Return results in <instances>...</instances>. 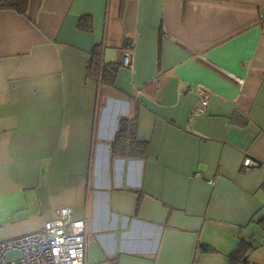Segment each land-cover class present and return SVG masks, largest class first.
<instances>
[{"label": "crops", "instance_id": "obj_1", "mask_svg": "<svg viewBox=\"0 0 264 264\" xmlns=\"http://www.w3.org/2000/svg\"><path fill=\"white\" fill-rule=\"evenodd\" d=\"M133 115L145 155L111 156ZM263 182L264 0L0 8V240L67 206L86 264H227L240 240L243 264H264Z\"/></svg>", "mask_w": 264, "mask_h": 264}, {"label": "built area", "instance_id": "obj_2", "mask_svg": "<svg viewBox=\"0 0 264 264\" xmlns=\"http://www.w3.org/2000/svg\"><path fill=\"white\" fill-rule=\"evenodd\" d=\"M129 55L122 53L124 66H130ZM198 93L194 114H200L207 102V92L198 90ZM241 164L254 167L258 162L244 156ZM85 231V216L73 218L69 207L55 208L53 217L35 230L0 240V264H86ZM8 252L13 256L6 258Z\"/></svg>", "mask_w": 264, "mask_h": 264}, {"label": "trees", "instance_id": "obj_3", "mask_svg": "<svg viewBox=\"0 0 264 264\" xmlns=\"http://www.w3.org/2000/svg\"><path fill=\"white\" fill-rule=\"evenodd\" d=\"M27 6V0H0V8H10L16 11L19 14H24ZM86 17H82L77 25L78 27L88 28L90 27L88 19L85 20L84 24L81 20ZM90 61L98 66V51L94 50L92 55L90 56ZM108 70V76L110 77L108 80L110 83H113L114 76L116 75V71L120 65L115 62L106 63ZM89 67V65H88ZM92 67L91 71L88 72L92 75L98 72L97 68L95 70ZM103 65L100 66V78L102 77ZM107 80V81H108ZM134 124H135V116H121L117 120L116 130L109 142V153L111 156L121 155L127 157L141 158L145 155L146 144L145 142L137 141L134 137ZM262 189H264V182L262 183ZM247 243L243 240L238 241L234 250H232L227 255V264H243L245 263V252L247 249ZM199 249L201 251H212L213 248L207 244H199Z\"/></svg>", "mask_w": 264, "mask_h": 264}, {"label": "rangeland", "instance_id": "obj_4", "mask_svg": "<svg viewBox=\"0 0 264 264\" xmlns=\"http://www.w3.org/2000/svg\"><path fill=\"white\" fill-rule=\"evenodd\" d=\"M12 256H13L12 252H8V253H6V255H5L6 258H7V257H12Z\"/></svg>", "mask_w": 264, "mask_h": 264}]
</instances>
